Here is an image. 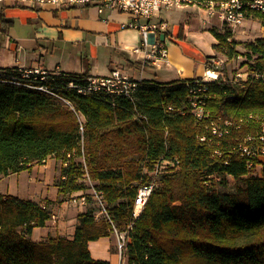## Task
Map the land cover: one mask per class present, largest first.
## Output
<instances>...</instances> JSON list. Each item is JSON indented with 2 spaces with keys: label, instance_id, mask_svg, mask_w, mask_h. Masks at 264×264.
Returning <instances> with one entry per match:
<instances>
[{
  "label": "trees",
  "instance_id": "obj_1",
  "mask_svg": "<svg viewBox=\"0 0 264 264\" xmlns=\"http://www.w3.org/2000/svg\"><path fill=\"white\" fill-rule=\"evenodd\" d=\"M246 17L264 26V12ZM209 32L215 49L240 55L229 34ZM245 47L244 79H133L128 96L69 86L83 87L86 70L47 72L41 90L17 68H0V174L53 156L57 194L89 185L107 211L79 212L71 237L34 240L32 229L51 217L48 200L0 193V264H109L91 256L89 241L129 223L127 264H264V36ZM212 177L231 189L214 188ZM148 183L133 217L137 189Z\"/></svg>",
  "mask_w": 264,
  "mask_h": 264
},
{
  "label": "crops",
  "instance_id": "obj_2",
  "mask_svg": "<svg viewBox=\"0 0 264 264\" xmlns=\"http://www.w3.org/2000/svg\"><path fill=\"white\" fill-rule=\"evenodd\" d=\"M130 19L128 13L108 7L99 11L96 5L55 8L50 4L27 6L0 2V68L15 67L19 71L38 69L56 73H82L86 70L88 75L94 77L106 76L116 69L122 76L136 80L171 81L178 78L203 79L206 70H214L209 64L216 67L218 62L214 59L213 48L217 40L208 31L204 34L187 33L193 41L185 45L196 51L193 56L182 47L181 40L168 31L170 34L166 33L163 37L167 47L164 63L169 68L162 66L164 64H153L152 59L144 58L143 53L133 52L138 44L139 32L134 28L121 27ZM173 31L175 33V27ZM182 35L187 40V35ZM161 69L164 74L170 73V79L157 76ZM215 71L220 75V71ZM243 74L246 75V72ZM238 76L244 79L242 73ZM25 171L10 173L8 176L0 174V193L10 192L6 184L11 181L9 194L21 199L44 204L46 199L54 200L57 197V187L52 185L50 192L46 187L43 192H39L38 198H33L30 195L34 184L32 181L38 170L33 171L32 167L29 174ZM47 221L45 226L32 229V239L44 240L48 234L66 237L73 235L74 227L67 228L65 219L62 222L67 225V233L62 232L58 226V231L47 226ZM115 245L116 235L111 232L108 236L89 241L88 248L93 258L119 264ZM123 264H127L126 258Z\"/></svg>",
  "mask_w": 264,
  "mask_h": 264
},
{
  "label": "built area",
  "instance_id": "obj_3",
  "mask_svg": "<svg viewBox=\"0 0 264 264\" xmlns=\"http://www.w3.org/2000/svg\"><path fill=\"white\" fill-rule=\"evenodd\" d=\"M0 2L27 6L50 4L55 8H64L72 5H96L99 11L103 7H108L112 10L128 13L131 19L127 23L122 24L121 27L134 28L139 32L138 44L133 48V52L143 53L144 58L152 59L153 64L164 63L167 56L165 37H163L168 31L167 23L163 18L155 17L156 13L162 9L169 10L194 6L205 10L209 15L217 13L222 21L230 25L242 23L247 18V12L251 9L264 12V0H0ZM209 71H212L213 75H209ZM46 75V71L38 69L21 71L23 78L37 82L39 85L35 87L41 90H46L42 83H40L45 80ZM205 76L214 80L218 79L221 73L219 75L214 70H206ZM69 86L78 87V91L80 92L104 89L111 93L128 96L135 88L136 82L125 75L122 76L118 70L114 69L106 76H88L87 83L83 87H79L71 81L69 82ZM197 114L200 115L201 111L198 110ZM152 188V183L143 184L141 187H138L132 204L133 217H136L140 213ZM90 195L98 206L95 216H107L101 195L93 188L90 190ZM71 197L72 200H78L81 204L86 203V198L83 193L78 194V196L71 193L69 198ZM130 226L131 223L123 230H118L113 227V233L116 235V251L119 257V264H123L125 260L124 251Z\"/></svg>",
  "mask_w": 264,
  "mask_h": 264
},
{
  "label": "rangeland",
  "instance_id": "obj_4",
  "mask_svg": "<svg viewBox=\"0 0 264 264\" xmlns=\"http://www.w3.org/2000/svg\"><path fill=\"white\" fill-rule=\"evenodd\" d=\"M156 18H163L168 27V31L171 32L174 36H177L181 40V45L184 47L189 53L190 56H193L196 52L193 48H188L186 43L193 41L192 38L188 36V32H197V33H203L210 30H216L221 33L229 34L230 40L233 39L235 42L234 50L238 52L240 55L233 56L232 58H228L226 55L228 53L227 49L219 48L215 49L213 48V54L215 55L214 59L217 60L218 63H216L217 68H221L222 66L226 69L227 75L224 76L221 73L222 79L230 80V81H237V79L241 78L238 76L242 73V76L245 77L247 75H244L243 72L246 70V65H242L243 62H246V57L243 55V52L245 51V44L248 42L254 41L256 38L264 36V26L260 24V22L252 17H248L242 21V23L237 25H230L225 21H222V19L218 16L217 13L209 15L207 12L203 9L196 8L194 6H187L184 8H174L165 10H160ZM174 27H175V33H174ZM167 31V34L170 33ZM187 35V40H184L183 35ZM210 33V32H209ZM170 38V37H169ZM191 39V40H190ZM189 40V41H188ZM195 41V40H194ZM193 43V42H192ZM198 45V44H196ZM199 46V45H198ZM198 48V47H197ZM200 49V48H198ZM227 52V53H226ZM233 54V53H232ZM212 62V61H211ZM167 66L168 69L169 65L167 63H159V65ZM215 66V65H214ZM170 73H163V69H161L157 76L161 79H170L168 76ZM203 80H211L209 77H204ZM263 158V157H262ZM77 159V157H76ZM60 160L56 159L53 156L47 157L46 161L43 164H34L33 171L38 170L37 175L34 177L32 176V183L33 186L31 188L32 193L30 194L33 196V198H38L40 196L39 192H43L46 187H48V192H50V188L55 186L56 182L59 179V171H60ZM260 165H257L254 172L256 174L259 173ZM32 171V175H33ZM29 171H25L27 174ZM29 174V173H28ZM8 176V175H6ZM11 179V178H9ZM8 179V181H9ZM84 184L87 183L86 180L82 177L80 179ZM7 181V182H8ZM10 184H6V189L11 192V181H9ZM8 182V183H9ZM211 186L214 188H218L219 190H229L231 189L232 185L228 183V185H222L221 183H218V179L216 177H212L210 181H208ZM10 185V188H9ZM85 190L83 191H76L73 193V195L78 196V194L81 193H90V190L92 188L89 187V185ZM44 187V188H43ZM5 189V188H3ZM9 192V193H10ZM50 195H52L50 193ZM93 197L88 199L86 198V203L81 204L78 200L74 201L72 200V197H65L61 194H58L57 197L54 200H48L49 204H51L50 210H51V217L47 221L49 227L55 228V230L58 231L59 228H62V232H69L67 228H73L75 227L77 223L76 215L79 212L82 211H93L92 213L95 215L97 214L96 210L98 209L97 203L94 202ZM102 215H98L96 218H100ZM65 219V224L62 221ZM76 219V220H75ZM76 221L75 225L73 224L74 221ZM46 222V221H45ZM74 225V226H73ZM59 228H58V227ZM48 227V228H49ZM58 228V229H57ZM54 233V232H53ZM60 236L58 234H48L46 237H55ZM46 239V238H45ZM41 240V238L39 239ZM116 248V245H115ZM117 250V249H116ZM124 263V262H123Z\"/></svg>",
  "mask_w": 264,
  "mask_h": 264
},
{
  "label": "bare ground",
  "instance_id": "obj_5",
  "mask_svg": "<svg viewBox=\"0 0 264 264\" xmlns=\"http://www.w3.org/2000/svg\"><path fill=\"white\" fill-rule=\"evenodd\" d=\"M208 74H209V75H213L212 71H209Z\"/></svg>",
  "mask_w": 264,
  "mask_h": 264
}]
</instances>
